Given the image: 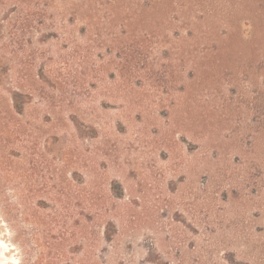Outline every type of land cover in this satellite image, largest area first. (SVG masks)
I'll return each mask as SVG.
<instances>
[{"label":"rangeland","instance_id":"374dc122","mask_svg":"<svg viewBox=\"0 0 264 264\" xmlns=\"http://www.w3.org/2000/svg\"><path fill=\"white\" fill-rule=\"evenodd\" d=\"M0 236L264 264V0H0Z\"/></svg>","mask_w":264,"mask_h":264},{"label":"bare ground","instance_id":"6f19581e","mask_svg":"<svg viewBox=\"0 0 264 264\" xmlns=\"http://www.w3.org/2000/svg\"><path fill=\"white\" fill-rule=\"evenodd\" d=\"M6 235V234H4ZM8 240H4V237L0 236V264H14L18 262V257L16 256L15 252L13 249L10 248V245H5L7 244ZM9 249H8V248ZM8 249V252L5 249ZM14 259V260H13ZM14 261V263H13Z\"/></svg>","mask_w":264,"mask_h":264},{"label":"trees","instance_id":"16d2710c","mask_svg":"<svg viewBox=\"0 0 264 264\" xmlns=\"http://www.w3.org/2000/svg\"><path fill=\"white\" fill-rule=\"evenodd\" d=\"M16 98H14V101H15ZM17 104V103H16ZM109 236V235H108Z\"/></svg>","mask_w":264,"mask_h":264}]
</instances>
